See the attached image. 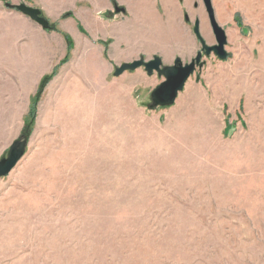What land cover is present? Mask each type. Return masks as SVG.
Segmentation results:
<instances>
[{
  "label": "rangeland",
  "instance_id": "1",
  "mask_svg": "<svg viewBox=\"0 0 264 264\" xmlns=\"http://www.w3.org/2000/svg\"><path fill=\"white\" fill-rule=\"evenodd\" d=\"M184 2L179 19H198L211 44L201 0ZM238 3L211 0L227 58H203L165 107L149 106L156 73L146 95L128 83L134 76H113L124 62L110 57L111 38L93 41L106 73L102 56L75 55L83 27H53L63 51L46 73L54 37L0 32V108L30 99L18 124L2 112L0 158L24 127L28 135L0 178V264H264V0Z\"/></svg>",
  "mask_w": 264,
  "mask_h": 264
},
{
  "label": "crops",
  "instance_id": "2",
  "mask_svg": "<svg viewBox=\"0 0 264 264\" xmlns=\"http://www.w3.org/2000/svg\"><path fill=\"white\" fill-rule=\"evenodd\" d=\"M144 1L116 0L119 6L125 8V14L116 13L110 0H9V3H24L39 8L50 22H56L57 27H71L74 31V27L82 26L88 35L76 30V35L81 39V42L75 55L102 56L101 58L107 67L106 73H109L110 66L103 59L104 48L93 43L95 38H111L112 42L108 46V51L110 57L113 60H119V62H131L136 59L133 57L139 53L146 54L150 58L153 55H159L164 64H170L176 56L192 55L196 46L194 36L190 27L179 19L181 10L187 6L184 0L182 2H179V0H162V6L159 0ZM240 3L241 0H239L238 7H241L242 4ZM147 8L158 15L157 22L156 19L154 20L144 14V10ZM138 9L141 10L142 15L137 24L134 21L133 27H126V22L132 11ZM162 10L168 15L167 19H162ZM65 12H71L72 16L63 18L62 15ZM120 15H123L122 20L118 18ZM0 27H2L0 32L3 34L4 32H12L11 27H23L24 29H34V31L42 32L47 34L48 37H54V44L57 45L58 51L49 60L45 69L46 73L51 70L57 56L63 51L61 49L60 38L52 35V31H44L41 26L29 17L14 9L7 8L2 1H0ZM23 40L21 36L17 38L19 44ZM74 60L61 72L63 75L61 78L65 77L69 72L75 63ZM153 75L149 76L142 68H138L134 71L123 72L120 76L123 78V81L130 78L127 76H134V81L130 79L128 83L130 86H135L137 95H146L149 89H151L150 87L153 88L155 86V84L153 85ZM184 88L185 86L183 90ZM29 100H19L15 96V101L13 100L11 105L4 107L7 110L11 109V122L15 121L16 124L19 123L20 111L28 109ZM4 109L1 106L0 123L3 122L2 112Z\"/></svg>",
  "mask_w": 264,
  "mask_h": 264
},
{
  "label": "water",
  "instance_id": "3",
  "mask_svg": "<svg viewBox=\"0 0 264 264\" xmlns=\"http://www.w3.org/2000/svg\"><path fill=\"white\" fill-rule=\"evenodd\" d=\"M202 3L207 12L209 25L216 43L213 46H208L205 43L199 33L198 20L194 23L193 33L198 39L201 45V50L205 56L210 55V53H214L218 59L225 60L227 58V52L224 48L227 43L225 31L216 22L211 0H202ZM5 6L29 17L41 26L44 31H53L50 21L43 15L39 8L32 7L24 3H6ZM185 20H187V15H185ZM201 55L202 53L199 52L197 56L187 64H183L179 58H175L173 63L167 66H162L161 59L158 56H153L150 60H145L143 57H140L131 62L121 63L119 66L115 67L113 76L118 77L123 72L134 71L140 67H143L144 71L149 76L156 73L159 77L163 78V81L151 90L149 106L150 108L170 106L174 103L178 93L183 90L187 79L194 72L195 65L201 66L203 64V62L200 61ZM26 146L27 140L24 135L19 136L17 140L11 143L7 155L0 158V178L7 176L15 167L17 162L24 155Z\"/></svg>",
  "mask_w": 264,
  "mask_h": 264
},
{
  "label": "flooded vegetation",
  "instance_id": "4",
  "mask_svg": "<svg viewBox=\"0 0 264 264\" xmlns=\"http://www.w3.org/2000/svg\"><path fill=\"white\" fill-rule=\"evenodd\" d=\"M183 0H179V2H182ZM110 2H111V4L113 5V8H114V11L116 12V13H123V14H125V8L123 7V6H119L118 4H117V2H116V0H110ZM201 3H202V0H201ZM192 4V8L195 10V9H197L198 8V6H197V3H196V1H194V2H192L191 3ZM202 5H203V3H202ZM203 8H204V11H205V13H206V18H207V24H208V27L210 28V37H212V39L214 40L211 44H208L206 41H205V39L203 38V40L205 41V43L208 45V46H213V45H215V43H216V41H215V38H214V35H213V32H212V30H211V27H210V25H209V20H208V16H207V12H206V10H205V7L203 6ZM65 13H69V12H65ZM185 15H187L185 12H184V14H183V17H184V22L190 27V29H191V32H192V35L194 36V39H195V44H196V46H195V49H194V51H193V53H192V55H190V56H187V57H189L190 59H189V61L188 62H183L182 61V63L183 64H187V63H189V62H191L196 56H197V54L199 53V52H201L202 53V55H201V58H200V61H202L203 62V64L201 65V66H198V65H195V69L196 68H200V67H202L204 64H205V61H204V59L203 58H208V57H211V55H214V56H216L214 53H210V55H208V56H205L204 55V53H203V51L201 50V45H200V43H199V41H198V39L196 38V36H195V34L193 33V26H194V23H195V21L196 20H198V19H194V21H193V23H191L190 21H189V18H188V16H187V20H185ZM72 16V13H71V15L70 16H66V17H71ZM49 20V19H48ZM199 22V21H198ZM217 22V21H216ZM51 23V22H50ZM55 25L57 26V24L55 23ZM79 25V24H78ZM219 25V24H218ZM220 26V25H219ZM78 27H82V26H78ZM221 27V26H220ZM199 33H200V28H199ZM200 35H201V33H200ZM225 48V47H224ZM153 56H158V57H160L159 55H153ZM152 56V57H153ZM151 57V58H152ZM179 57H181V56H179ZM183 57H186V56H183ZM217 57V56H216ZM140 58V57H139ZM151 58H149V59H145V60H150ZM175 58H178L177 56L176 57H174V59ZM218 58V57H217ZM160 59H161V57H160ZM174 59L172 60V62L170 63V64H164L163 62H162V59H161V62H162V66H167V65H171L172 63H173V61H174ZM180 59V58H179ZM181 60V59H180ZM220 60V59H219ZM140 68H142L143 70H144V68L143 67H140ZM195 71V70H194ZM146 73V72H145ZM194 73V72H193ZM154 74V73H153ZM159 77V76H158ZM162 81H163V79H162Z\"/></svg>",
  "mask_w": 264,
  "mask_h": 264
},
{
  "label": "trees",
  "instance_id": "5",
  "mask_svg": "<svg viewBox=\"0 0 264 264\" xmlns=\"http://www.w3.org/2000/svg\"><path fill=\"white\" fill-rule=\"evenodd\" d=\"M3 2L6 4V3H9V0H3ZM70 15H71V12H69V13H64V14L62 15V17L64 18V17H66V16H70ZM51 25H52V27H56V25L53 24V23H51ZM80 29H81V28H80ZM53 30H54V28H53ZM81 30H82V29H81ZM63 36H64V38L66 39V41L68 42V44H69V48H70V47H71V45H70V44H71V40H70V38H69L68 35H66V34H63ZM104 56H105V53H104ZM52 76H53L52 74H47V75H44V76L42 77V79L40 80V83H39V85H38V89H37V94L34 96V100L31 99V100H33V101L31 102V105H30V107H29V114H30V117H31V118H33L34 111H35V107H34L35 101L38 100V98H39V96H40V93H41L42 89L44 88V86L46 85V83L48 82V80L51 79ZM26 125H27V124H26ZM26 125H25V126H26ZM26 130H27V128L24 127L21 135H24L25 137H27L28 133L25 132Z\"/></svg>",
  "mask_w": 264,
  "mask_h": 264
}]
</instances>
